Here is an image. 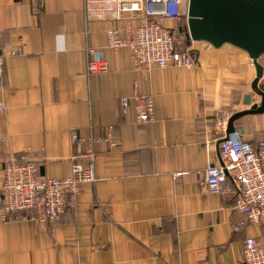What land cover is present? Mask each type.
I'll list each match as a JSON object with an SVG mask.
<instances>
[{"label":"crops","instance_id":"1","mask_svg":"<svg viewBox=\"0 0 264 264\" xmlns=\"http://www.w3.org/2000/svg\"><path fill=\"white\" fill-rule=\"evenodd\" d=\"M141 24L88 22L86 0H0V161L25 155L42 177L63 179L86 163L90 140L99 155L66 221L0 220V264H238L245 239L264 238L204 173L222 164V131L264 139V112L231 122L264 102V55L259 91L249 54L229 44L197 42L192 67L141 75L130 49L108 48L109 31L126 39ZM90 50L107 73L87 75ZM136 94L154 97L153 122L137 124L132 100L123 114ZM3 178L1 166L0 187Z\"/></svg>","mask_w":264,"mask_h":264},{"label":"built area","instance_id":"2","mask_svg":"<svg viewBox=\"0 0 264 264\" xmlns=\"http://www.w3.org/2000/svg\"><path fill=\"white\" fill-rule=\"evenodd\" d=\"M190 5L191 0H86V18L88 22L142 21L138 27H128L126 39L119 38L114 30L109 31L108 48L113 51L130 49L133 70L148 76L154 69L190 68L195 64L193 45L197 42L192 40L189 32ZM20 51V48L12 49L10 55ZM6 58L0 48V77L5 70ZM108 71L103 53L90 50L87 75ZM131 100L137 124L153 122L154 97L136 94L132 99L123 98V114L127 113ZM4 108L0 103V111ZM222 133V164L211 165L204 172L208 191L233 199L234 207L245 214L250 223L264 225V139L252 146L243 139L240 130L229 129ZM72 142L85 140L73 134ZM93 144L94 140H90L86 152L81 153L85 155L86 163H75L71 175L63 179L42 177L37 163L25 155L0 161L4 170L0 220L24 219L41 225L66 221L76 209L83 186L96 181L95 166L99 155ZM238 264H264V238H246L243 260Z\"/></svg>","mask_w":264,"mask_h":264},{"label":"water","instance_id":"3","mask_svg":"<svg viewBox=\"0 0 264 264\" xmlns=\"http://www.w3.org/2000/svg\"><path fill=\"white\" fill-rule=\"evenodd\" d=\"M188 25L195 42L213 48L229 44L247 52L257 70L253 89L259 91L258 82L263 75L259 59L264 55V0H191ZM263 112L264 102L261 107L253 106L237 114L231 122Z\"/></svg>","mask_w":264,"mask_h":264}]
</instances>
